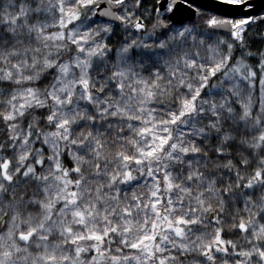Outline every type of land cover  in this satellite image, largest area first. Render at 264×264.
Wrapping results in <instances>:
<instances>
[{
  "label": "snow or ice",
  "instance_id": "snow-or-ice-1",
  "mask_svg": "<svg viewBox=\"0 0 264 264\" xmlns=\"http://www.w3.org/2000/svg\"><path fill=\"white\" fill-rule=\"evenodd\" d=\"M0 264H264V0H0Z\"/></svg>",
  "mask_w": 264,
  "mask_h": 264
}]
</instances>
